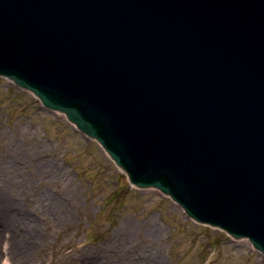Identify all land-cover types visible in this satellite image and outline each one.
<instances>
[{
    "label": "water",
    "instance_id": "95a60500",
    "mask_svg": "<svg viewBox=\"0 0 264 264\" xmlns=\"http://www.w3.org/2000/svg\"><path fill=\"white\" fill-rule=\"evenodd\" d=\"M0 77L264 257V0H0Z\"/></svg>",
    "mask_w": 264,
    "mask_h": 264
},
{
    "label": "rangeland",
    "instance_id": "374dc122",
    "mask_svg": "<svg viewBox=\"0 0 264 264\" xmlns=\"http://www.w3.org/2000/svg\"><path fill=\"white\" fill-rule=\"evenodd\" d=\"M13 207L36 242L10 253L0 225V264H264L249 240L130 185L98 142L0 77V213Z\"/></svg>",
    "mask_w": 264,
    "mask_h": 264
},
{
    "label": "bare ground",
    "instance_id": "6f19581e",
    "mask_svg": "<svg viewBox=\"0 0 264 264\" xmlns=\"http://www.w3.org/2000/svg\"><path fill=\"white\" fill-rule=\"evenodd\" d=\"M3 213H0V225L5 226L10 230V235L8 238L7 243L11 244L8 252H12V250L15 248V246H22V249L25 251L26 249H30L34 246L36 242L35 236L30 233L29 236L27 235V229L24 226V223L22 222V218L20 217V212L13 207L12 213H9L8 220L6 213L9 210L3 208ZM3 230L0 231V238L2 233V242L5 240V236L7 237L6 231H4L5 228H2ZM6 234V235H5ZM18 243V244H16ZM1 245V244H0ZM27 247V248H26ZM0 254H1V246H0Z\"/></svg>",
    "mask_w": 264,
    "mask_h": 264
}]
</instances>
